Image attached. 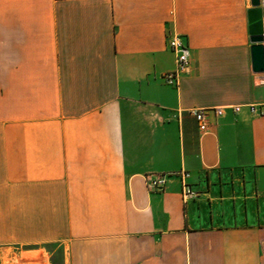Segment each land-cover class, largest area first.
<instances>
[{"label":"crops","instance_id":"1","mask_svg":"<svg viewBox=\"0 0 264 264\" xmlns=\"http://www.w3.org/2000/svg\"><path fill=\"white\" fill-rule=\"evenodd\" d=\"M250 9L0 0V264H264ZM173 33L191 52L178 86Z\"/></svg>","mask_w":264,"mask_h":264},{"label":"built area","instance_id":"2","mask_svg":"<svg viewBox=\"0 0 264 264\" xmlns=\"http://www.w3.org/2000/svg\"><path fill=\"white\" fill-rule=\"evenodd\" d=\"M170 50L175 54V64L176 67L172 72L166 73L162 76V79L167 85L178 86L179 81L183 75L189 73L190 64H191V52L189 46L184 41L183 37L177 33H173L169 36L167 40ZM250 112L253 115L259 117H264V104L261 105H251L249 107ZM196 119L199 123V129L203 133L208 132V125L205 122V113L203 111L196 112ZM179 175L182 178H187L188 174L185 172H180ZM166 178L167 175L155 177V178H146V185L150 192H162L166 187ZM184 199H189L196 196L193 190L185 185L183 188Z\"/></svg>","mask_w":264,"mask_h":264},{"label":"water","instance_id":"3","mask_svg":"<svg viewBox=\"0 0 264 264\" xmlns=\"http://www.w3.org/2000/svg\"><path fill=\"white\" fill-rule=\"evenodd\" d=\"M248 11L249 33L251 36L253 71L264 73V0H251Z\"/></svg>","mask_w":264,"mask_h":264}]
</instances>
